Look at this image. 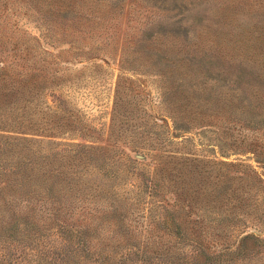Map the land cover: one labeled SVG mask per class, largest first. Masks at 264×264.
Returning a JSON list of instances; mask_svg holds the SVG:
<instances>
[{
    "label": "rangeland",
    "instance_id": "1",
    "mask_svg": "<svg viewBox=\"0 0 264 264\" xmlns=\"http://www.w3.org/2000/svg\"><path fill=\"white\" fill-rule=\"evenodd\" d=\"M0 264H264V0H0Z\"/></svg>",
    "mask_w": 264,
    "mask_h": 264
}]
</instances>
